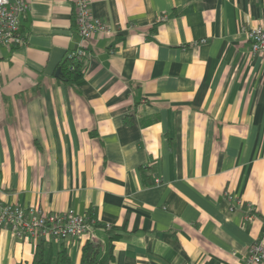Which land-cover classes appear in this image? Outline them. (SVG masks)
<instances>
[{"label": "crops", "instance_id": "1", "mask_svg": "<svg viewBox=\"0 0 264 264\" xmlns=\"http://www.w3.org/2000/svg\"><path fill=\"white\" fill-rule=\"evenodd\" d=\"M28 1L24 43L0 45L1 200L111 224L110 264H242L264 232V0H91L112 33L84 40L73 0ZM78 46L74 85L57 70ZM97 224L46 252L107 254ZM41 239L0 227V264Z\"/></svg>", "mask_w": 264, "mask_h": 264}, {"label": "built area", "instance_id": "2", "mask_svg": "<svg viewBox=\"0 0 264 264\" xmlns=\"http://www.w3.org/2000/svg\"><path fill=\"white\" fill-rule=\"evenodd\" d=\"M74 20L81 38L88 39L97 33L111 34L108 24L95 16L91 0H73ZM28 0H0V45H21L25 36L21 31V20L29 9ZM161 19H165L162 16ZM251 49L254 53H264V24H256L248 31ZM203 41H206L205 39ZM74 54L86 55L84 48L78 46ZM156 180L159 181V178ZM228 198L232 196L228 193ZM97 221L75 213L73 210L52 213L38 206L24 207L4 202L0 198V227H9L19 237L43 238L46 240H68L91 236ZM111 228V224H105ZM242 264H264V232L248 248Z\"/></svg>", "mask_w": 264, "mask_h": 264}, {"label": "trees", "instance_id": "3", "mask_svg": "<svg viewBox=\"0 0 264 264\" xmlns=\"http://www.w3.org/2000/svg\"><path fill=\"white\" fill-rule=\"evenodd\" d=\"M76 49L72 50L75 52ZM60 77L70 84L80 85L84 81L87 70L86 55L68 53L60 64ZM98 227L107 229L110 238V247L107 254H103L102 244L99 241L88 239L82 248V258L79 264H110L113 260V242L120 234L113 228H107L105 224H97ZM46 242L42 238L38 244L36 257L33 264H77L70 256L66 248L60 249L56 255L46 252Z\"/></svg>", "mask_w": 264, "mask_h": 264}, {"label": "water", "instance_id": "4", "mask_svg": "<svg viewBox=\"0 0 264 264\" xmlns=\"http://www.w3.org/2000/svg\"><path fill=\"white\" fill-rule=\"evenodd\" d=\"M60 74V68L57 70V75H59Z\"/></svg>", "mask_w": 264, "mask_h": 264}]
</instances>
